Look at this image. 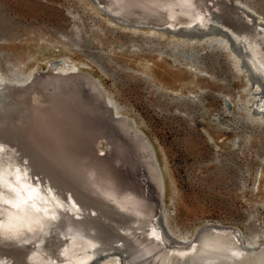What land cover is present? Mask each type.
Masks as SVG:
<instances>
[{
	"label": "bare ground",
	"instance_id": "6f19581e",
	"mask_svg": "<svg viewBox=\"0 0 264 264\" xmlns=\"http://www.w3.org/2000/svg\"><path fill=\"white\" fill-rule=\"evenodd\" d=\"M146 1L160 8L162 15H159L161 18L154 17L155 24L163 25L165 22V25L139 29L149 28L150 33H157L156 30L166 28L164 32L171 36H177L175 33L179 29L185 33L206 32L205 37L211 34L208 30H225L235 43L236 39L242 41L243 53L251 56L254 66L264 73V25L256 26L255 22H249L231 6L229 0ZM114 15L118 19L141 23L147 21ZM99 29L102 34L93 30L92 34L85 36L81 25L76 26L69 36V43L77 46L84 44L86 38H93L94 41L100 39L98 43L106 52L112 47L122 50L128 46L135 51L144 49L160 53L158 42L152 39L141 38L137 41L127 37L119 40L109 30L103 27ZM130 29L136 31L138 28ZM219 44L223 45L222 42ZM164 47L168 49L166 54L169 57L180 56L177 43L176 47L170 43L164 44ZM1 57L6 62L0 64V81L11 75V79L22 83L14 85L17 82H13L0 91V110L5 112L0 114V264H91L90 261L97 254L104 255V259L95 264H119L118 256L111 254L112 251H121L122 247L129 254L138 250L149 253V256H143L133 264H168L169 260L158 254L159 247L185 255L183 259L181 257L182 260L192 259V255L184 251L195 235L201 236V253L219 258L230 254L234 238L238 240L234 234L236 228L208 222L210 224L196 229L187 243L171 242L162 233L160 223L156 224L157 210L154 208L150 211L152 220L149 230L163 245L152 243V247L133 241L135 245L128 249L121 243L122 239H128V231L144 229L149 221L146 215L137 221L132 220L138 217L128 208V191L133 186L121 170L115 169V160L119 157L126 161L135 151L134 160L145 168L152 183L162 181L146 140L132 121L119 114L113 99L86 72L74 74L70 64L57 68V71L54 64H49L44 74L36 77L33 72L25 74L19 61H11L7 53L1 52ZM231 61L237 66L233 55ZM4 66L8 67L9 72L3 71ZM109 73L113 74L111 70ZM143 77L150 80L145 75ZM211 77H214L213 74ZM53 80L55 87L50 84ZM32 83H35L34 88L29 89ZM242 93L241 104L246 105L250 100L246 88ZM39 95L52 99L42 102L37 99ZM193 96L197 98L196 94ZM258 107L256 113L263 118L264 104ZM118 133L123 138L121 135L117 137ZM101 135L106 136L112 144L105 158L101 157L106 154L105 141L104 148L97 150V144L103 142L97 139ZM13 142L22 150L21 153L18 151V155L13 150ZM42 176L52 177L57 184L48 178L44 182ZM136 206L140 204L136 203ZM164 222L171 233L178 235L168 226L166 219ZM7 232L8 235H5ZM222 232L229 235L220 236ZM256 236L250 235L248 242L257 243ZM27 242L29 245L25 246ZM12 245L24 247L25 250L15 252L2 249ZM238 246L251 252L264 249V241L253 248H247L240 242ZM219 261L216 264H220ZM244 264H264V251Z\"/></svg>",
	"mask_w": 264,
	"mask_h": 264
},
{
	"label": "rangeland",
	"instance_id": "374dc122",
	"mask_svg": "<svg viewBox=\"0 0 264 264\" xmlns=\"http://www.w3.org/2000/svg\"><path fill=\"white\" fill-rule=\"evenodd\" d=\"M229 2L249 22L264 25L240 8L264 20V0ZM127 24L111 21L90 0H0V27L9 37L0 41V51L18 59L27 75L40 77L49 64L63 59L74 74L94 77L149 145L162 180L164 212L158 218L167 220L178 234L171 233L174 237L190 238L212 223L236 228L247 242L256 234L257 243L245 246L255 247L264 241V119L256 113L264 104V85L240 69L238 60L233 64L221 36L189 32L203 36L178 37L160 30L150 33L149 28L134 31L130 27H137ZM79 25L85 36L93 30L102 34L103 27L119 40L152 39L160 53L128 46L106 52L99 36L73 46L68 39ZM168 43H177L179 57L166 54ZM11 78L7 75L0 83V91L18 82ZM244 88L250 98L246 105L241 104ZM103 148L100 141L97 150ZM97 259L98 254L91 264Z\"/></svg>",
	"mask_w": 264,
	"mask_h": 264
},
{
	"label": "water",
	"instance_id": "95a60500",
	"mask_svg": "<svg viewBox=\"0 0 264 264\" xmlns=\"http://www.w3.org/2000/svg\"><path fill=\"white\" fill-rule=\"evenodd\" d=\"M90 1L94 5H96L98 7V9L101 12H103L111 21H114L117 23H121L124 25H128L127 23H129V25L131 24V26L137 27V28H140V27L154 28V26H156V25L157 26H164L165 25V22L162 23L163 25H158L159 23L155 24V22H154L155 18L154 17L162 15L160 8L155 7V6H151V4H149L146 0H90ZM240 8L243 9L247 14L252 15L254 21H256V22L260 21L261 23H263L264 20H262L260 16L254 15L253 11L247 10L242 6H240ZM250 9H253V8H250ZM113 13L118 14V15L125 17V18H136V19L137 18H143L144 20H147V21L141 23V22L131 20V19L130 20H124L123 18L118 19V17L115 16ZM159 17H157V18H159ZM163 31H167V29L165 28ZM208 31H210L212 33V35H217V36H221L222 38H224L226 40V42L228 43V45H229L228 49L231 51L235 60L239 61V65H240L239 68L242 70L245 69L251 79L256 80L258 83H261L264 85V73L259 69L258 66H256V65L254 66V64H253L254 62H253V59L251 58V56H249L248 54L245 55L243 53V50H242L243 43L241 40L236 39L237 42L235 43L234 39L231 37V35H229V33L227 31L222 30V29L215 28L213 30H208ZM204 33H206V32H204ZM175 34L178 37L196 36V35L197 36H203L201 34H196V35H194L193 33L187 34V33H185L184 30H181V29L177 30ZM8 38L9 37H8V34L5 31V29L0 27V41L7 40ZM0 53H1V51H0ZM8 56L10 57L11 61L12 60L18 61V59H16L13 55H8ZM247 60L249 62L248 64H250V65L247 64ZM2 61H4V63L6 62V60L1 57L0 64ZM53 63H54V67L56 69L63 67L65 65L69 66L68 64H64L63 59L55 60V61H53ZM57 71H58V69H57ZM253 71H255L256 73ZM0 83H2V82L0 81ZM19 83H22V82L21 81L17 82L14 85H19ZM54 83H55L54 80L52 81V83H50V84H52V87L56 86V85H54ZM34 85H35V83L34 84L32 83L30 86H28V88L29 89L34 88ZM49 86H51V85H48V87ZM48 87H47V89H48ZM12 89L17 90V88H12ZM19 93L21 94L22 92H19ZM19 93H17V94H19ZM0 114H5V112L3 113V111L0 110ZM261 115L264 118V111ZM92 136H93V134H92ZM119 136L121 138H123L122 134H120V133H118L117 137H119ZM97 139H98V141L99 140H102L103 142L105 141V143L107 145L106 151H105L106 154L101 155L102 158H105L106 155L109 153L110 146H112L111 141L108 138H106V136H104V135H101ZM97 139H96V141H97ZM11 144L12 145L14 144L13 147H15V148H13V150L16 152V154L19 152L21 153L22 150L19 149L16 142H13ZM92 145H93V139H92ZM134 152L133 151L131 152V155H129V158L126 161L125 160L122 161L119 157H117L118 159L115 160V162H116L115 163V169L117 171L121 170L124 173V175L128 178V180L132 183L133 188L132 189L130 188V190L128 191L129 195L127 196V199L129 202L128 208L138 216V217H134V219H132V220L137 221V219L143 218V216L146 215V217H148L149 222H148V225H146V227H144V229H139V231H132V230L128 231L127 232L128 239H122L121 243L126 245L128 247V249L131 245H135L133 241H137L138 243H146L149 246L150 245L152 246L154 243H156L157 246L163 245L157 239V237H155L149 230L150 229L149 224L151 223V220H152V217L150 214V211L152 208L157 210V213L155 214L156 224L160 223L159 227H160L162 233L165 234L169 240H171V241H173V240L190 241V238L184 237V239H177L176 237H174L171 234L170 230L165 226L163 216H160V218L158 219V215L159 214L161 215L164 211V209L162 207V201H161L162 181L152 183V181L148 178V176L146 174L145 168L142 167V165L139 161L134 160L135 159ZM42 177L44 179V182H47V180L49 179L53 183H56L55 180L52 179V177H50V176H42ZM71 192H72L71 195L75 197V193L73 191H71ZM136 203L137 204L139 203L140 206H142L144 208H141L140 206H136ZM144 204H146V205H144ZM145 207L147 208V210H145ZM225 234L229 235V233H227V232H225V233L222 232V233H220V236L221 235L223 236ZM234 234H236L238 236V238H237L238 240H236L234 238V240H235L234 246H232L230 254L226 257L219 258L218 256L214 257L212 254H209V253L208 254L201 253L200 252V245H201V236L200 235H195V237H193V240L190 241L189 244L187 245V250L184 251L185 254L192 255V257H193L192 259L182 260L185 255H183V254L178 255L176 253H171V250L169 251V249H167L165 247H159L160 250H159L158 254L160 253L161 258L168 259L169 260L168 264H216V261H219V259H220V261H219L220 264L221 263L244 264L246 261L256 257L258 254H261L262 251H264V249H261V248L255 250V251H251V252L242 250L238 246L239 242L241 244H243V246H251V244L247 242L246 238L241 237L240 232L238 230ZM5 235H8V232L5 233ZM145 241H149L148 242L149 244ZM27 245H29L28 242L25 243V246H27ZM126 246H125V248H126ZM123 248L124 247H122L121 251L120 250L119 251H112V254H111V255L118 256L119 262H120L119 264H133V263H136L137 260L141 259V257L147 256V255L149 256V253L147 251L143 253L144 250H138L137 252H133V253L129 254V252H126V250ZM2 249H4L5 251L6 250L7 251L13 250L15 252H21V251L25 250L24 247L14 246V245H12L10 247H6V248L4 247ZM181 257H182V259H181ZM103 259H104V255H98V259L95 260V262L96 261L99 262Z\"/></svg>",
	"mask_w": 264,
	"mask_h": 264
}]
</instances>
